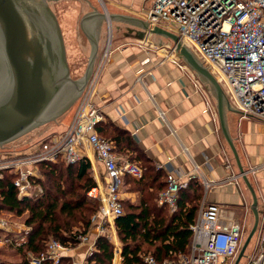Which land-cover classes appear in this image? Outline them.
Returning a JSON list of instances; mask_svg holds the SVG:
<instances>
[{
	"label": "crops",
	"instance_id": "1",
	"mask_svg": "<svg viewBox=\"0 0 264 264\" xmlns=\"http://www.w3.org/2000/svg\"><path fill=\"white\" fill-rule=\"evenodd\" d=\"M106 1L114 15L127 14L144 19L140 0ZM114 17L105 48L107 55L93 96V102L103 113L97 132L110 141L120 158L129 159L141 168L156 164L163 169L164 175L171 172L183 180L196 179L200 184L198 177L211 180L208 189L201 184L199 205L204 201L217 204L222 224L237 221V209L245 210V214L252 213L251 195L237 174L235 160H231L232 153L220 131L211 84L193 70L176 49L172 51L174 44L166 41L168 37ZM103 22L105 19L94 17L87 25L98 42L96 61L101 58L100 51L105 44L101 40ZM119 22L125 25V30ZM113 27L116 34H113ZM78 48L81 53H89L91 45L86 39ZM225 117L240 161L248 169L246 176L256 192L260 217L264 209V122L240 117L230 109L226 110ZM68 122L55 126L50 132L64 130ZM121 131L130 135L131 144L121 141L117 145L116 138L123 136ZM84 147L88 151L86 158L90 161L95 186L101 188L108 181L104 168L92 149ZM128 191L132 202H136L139 192ZM96 217L100 221L98 215ZM106 222L113 231L110 237L115 249L113 264H120L122 257L114 219ZM27 230L26 227L18 235L2 236L0 243L5 237L10 243L13 238L24 239ZM87 234L91 241L100 235L97 227L94 234ZM254 240L249 244L250 250ZM62 255L68 258L69 264H78L85 255V247L69 246Z\"/></svg>",
	"mask_w": 264,
	"mask_h": 264
},
{
	"label": "built area",
	"instance_id": "2",
	"mask_svg": "<svg viewBox=\"0 0 264 264\" xmlns=\"http://www.w3.org/2000/svg\"><path fill=\"white\" fill-rule=\"evenodd\" d=\"M143 17L176 33L189 51L215 76L228 101L230 110L240 117H252L264 122V0H140ZM103 13L107 10L104 2ZM175 47L172 48V51ZM107 53L104 51L78 97L72 117L62 131L49 132L23 146H0V180L5 172L13 174L16 197H35L42 188L35 182L41 163L58 159L65 163L86 158L84 145L92 149L102 164L108 181L99 188L93 186L87 195L99 201V234L102 223L123 212L120 188L125 175L139 178L143 170L137 163L120 158L110 141L101 136L96 127L103 113L93 102L98 75ZM205 189L212 181L198 177ZM166 187L158 202L175 208L178 191L188 180L167 172ZM219 207L201 202L190 224L191 235L187 252L174 260L157 261L146 255L143 264H226L237 254L243 239L244 225L238 221L222 224ZM9 224L0 219V228ZM252 239L254 246L244 264H264V209ZM75 245L85 247V255L78 264H88L86 257L95 249L87 233L77 235ZM69 248L56 239L48 241L46 250L30 255L28 264H43L50 259L58 264L62 253Z\"/></svg>",
	"mask_w": 264,
	"mask_h": 264
},
{
	"label": "trees",
	"instance_id": "3",
	"mask_svg": "<svg viewBox=\"0 0 264 264\" xmlns=\"http://www.w3.org/2000/svg\"><path fill=\"white\" fill-rule=\"evenodd\" d=\"M117 137L131 144L129 134ZM139 178L132 177L130 191L139 192L136 202H122L123 212L114 218V228L120 243V264H143L146 255L157 261L176 259L186 253L190 242L192 223L202 195L201 184L190 179L176 196L175 208L169 209L165 203L158 202L160 193L166 187L164 171L158 165H145ZM45 178L51 185H45ZM13 174L5 172L0 180V208L26 210L24 224L28 228L24 239L13 238L9 246L13 248L10 256H20L19 261L0 264H28L31 254L39 255L46 250L50 239L65 245H75L77 235L87 233L94 215L97 216L99 201L87 195L96 185L88 158L65 163L58 159L53 163L39 165V177L35 182L42 186V192L35 197H16L12 183ZM82 226L83 231L76 234L74 228ZM114 245L105 234L95 240V249L86 257L88 264H113ZM43 264H53L44 259ZM58 264H69L62 256Z\"/></svg>",
	"mask_w": 264,
	"mask_h": 264
},
{
	"label": "water",
	"instance_id": "4",
	"mask_svg": "<svg viewBox=\"0 0 264 264\" xmlns=\"http://www.w3.org/2000/svg\"><path fill=\"white\" fill-rule=\"evenodd\" d=\"M114 16L171 39L186 63L213 87L220 131L235 160L237 174L252 199L253 223L233 262L239 264L259 224L258 198L226 125L225 113L230 107L220 84L170 30L132 15H105L93 7L79 20L91 48L82 75L73 78L63 32L49 0H0V146L13 143L56 119L80 96L98 54V42L88 29V22L94 17L110 22Z\"/></svg>",
	"mask_w": 264,
	"mask_h": 264
},
{
	"label": "rangeland",
	"instance_id": "5",
	"mask_svg": "<svg viewBox=\"0 0 264 264\" xmlns=\"http://www.w3.org/2000/svg\"><path fill=\"white\" fill-rule=\"evenodd\" d=\"M90 1L89 0H49V4H50L51 8L53 9V11L56 13L57 18L59 20V24H60L62 32H63L65 47H66L67 61H68V65L70 68V75L73 78H78L82 75V73L85 69L86 63H87L88 55H89V53H81V51L78 48L79 45L85 43L86 39H87L80 29L79 20L84 13L91 11L93 9V7L97 8L98 11L103 12V6L99 2V0H90ZM102 2H104V4H105L107 12L111 13L109 11V8H107V1L102 0ZM107 22L108 21H106L105 23L103 22V25H102L103 36L101 37V40L105 44L100 51L101 58H102L103 53L105 51L108 36H109V30H108L109 27H108ZM110 23H111V21H110ZM120 25L125 30V25L122 22L120 23ZM113 29H114L113 34L114 33L116 34L117 32H116L114 27H113ZM111 33H112V26H111ZM163 39H165V38H163ZM166 41L169 43L171 42V45H173V42L171 39L168 38ZM108 42H109V40H108ZM100 59H99V61L102 60V59L101 60ZM97 61L95 60L94 67L99 62V61L98 62ZM77 100H78V98L61 115L57 116L56 119L45 123L41 127L32 131L30 134H28V135L24 136L23 138L11 143V145L12 146H23V145L29 143L30 141L36 139L37 137L46 135L51 130H53L55 128V126L67 124V122L72 117V114L74 112ZM64 101L66 102V100H64ZM85 151H86V149H85ZM229 153L231 154L230 149H229ZM231 160L234 161L232 154H231ZM131 178L132 177H130V176H124L122 179L120 195H121V199L123 200V202L133 201V200H131V198H132L131 193L128 191L129 187H132V185H133L132 181L130 180ZM45 185H51V181L48 182L47 179L45 178ZM41 188H42V186H41ZM124 209H125V206L123 205V210ZM25 215H26V210L18 213L15 210L0 208V219L6 221L9 224L8 226L10 227L8 229L0 228V240H1L2 236H6V235L14 236L15 234L18 235L19 232H23L26 228L23 225V223H24L23 220H24ZM235 218H237L236 220L238 222L243 223V225H244V233H243V239H242V243H241V245H242L247 234H248V232H249V230H250V228H251V226H252L253 215H252V213H249V212H248V214H245V210L237 209ZM98 224H99V221H98L96 215H94L93 221L91 223V226L88 228L87 233H89L90 235L94 234L96 232V227H98ZM102 226L105 227L104 234L106 236H108L110 239L111 233H113V231L111 230L109 223L104 222V223H102ZM73 231H75V233L78 234L81 231H83V227L80 226L77 229L74 228ZM3 239L4 240L2 241V244L0 243V261L2 260L5 262H8V263H15L16 261H19L20 256H9L11 251H13V248L8 245V243H10V242H8L9 239L7 237H5ZM251 241H252V239H251ZM251 241H250V243H251ZM249 244L245 250V254H244L245 256H243L241 258L239 264L245 263L246 258H247L246 256L251 251L249 249ZM31 255H33V254H31ZM235 257L228 259L226 264H233ZM170 260H174V259H170Z\"/></svg>",
	"mask_w": 264,
	"mask_h": 264
},
{
	"label": "bare ground",
	"instance_id": "6",
	"mask_svg": "<svg viewBox=\"0 0 264 264\" xmlns=\"http://www.w3.org/2000/svg\"><path fill=\"white\" fill-rule=\"evenodd\" d=\"M107 23H108V27H109L108 30H109V36H110V33H111V30H110L111 29V23L109 21ZM107 45H108V42H107Z\"/></svg>",
	"mask_w": 264,
	"mask_h": 264
}]
</instances>
